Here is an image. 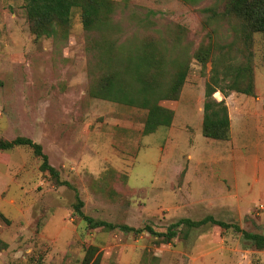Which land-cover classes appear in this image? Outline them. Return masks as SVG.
I'll use <instances>...</instances> for the list:
<instances>
[{
	"label": "rangeland",
	"instance_id": "374dc122",
	"mask_svg": "<svg viewBox=\"0 0 264 264\" xmlns=\"http://www.w3.org/2000/svg\"><path fill=\"white\" fill-rule=\"evenodd\" d=\"M126 1L140 14L154 11L157 29L179 26L180 49L206 55L204 62L193 55L178 100L160 102L174 113L171 125L150 135H142L145 110L88 94L97 34L83 29L77 8L66 36L35 41L23 1L0 0V139L23 136L40 144L49 165L70 185H57L41 172V159L28 147L0 152V264H81L89 246L97 249L99 264H264V250L250 247L232 228L180 226L168 242L147 229L163 234L179 219L211 216L248 233L264 232V34L253 35L251 48L258 92L230 93L233 139L208 141L198 126L211 70L207 51L213 47L216 54L231 29L207 22L201 8L210 0L198 5ZM114 19L123 23L121 42L131 39L132 17ZM192 145L222 153L217 165L206 166L199 176L216 181L215 194L196 181L184 190L182 152ZM228 149L235 153L227 154ZM219 188L222 199L208 207ZM75 191L84 215L116 228H89L73 212ZM191 198L200 199L199 205L183 203Z\"/></svg>",
	"mask_w": 264,
	"mask_h": 264
},
{
	"label": "trees",
	"instance_id": "16d2710c",
	"mask_svg": "<svg viewBox=\"0 0 264 264\" xmlns=\"http://www.w3.org/2000/svg\"><path fill=\"white\" fill-rule=\"evenodd\" d=\"M29 31L35 41L41 38L66 36L73 8L79 10L80 22L84 30L96 33L91 46L95 56L88 66L90 74L88 94L93 98L107 100L146 111L142 135H150L160 127H169L174 113L160 105L161 101L178 100L189 63L193 58L204 62L206 55L188 54V49H180L183 34L180 27L172 29L170 25L157 29L153 19L156 14L147 10L144 14L128 6L126 0L121 3L113 0H22ZM183 3L198 5L208 0H180ZM211 5L201 8L207 22L226 24L231 30L229 41L218 44L217 53L213 47L210 55V75L204 85L202 105L201 134L214 141L230 140V120L225 98L230 93L253 97L254 72L252 67V44L254 34H264V0H210ZM208 14V15H207ZM120 15L132 17L136 29L131 39L121 42L119 35L122 21L114 18ZM117 33V37H111ZM235 59L236 63H232ZM224 84L223 87L219 84ZM220 93L221 100L214 98ZM24 146L32 150L34 156L41 159L40 171L46 172L60 186H68L61 181L58 171L48 163L42 146L23 136L13 140L0 139V152H9L15 147ZM103 187V185H102ZM76 204L74 214L89 228L111 230L116 226L105 221L94 220L81 211L83 202L75 191ZM207 224L223 229L232 228L240 233L249 246L255 250H264V232L248 233L236 224H228L207 216L199 221L187 218L179 219L167 229L166 233L149 232L170 241L176 236V229H198ZM122 231L138 233L139 230L128 226H118ZM100 256L95 247L89 246L81 264H99ZM114 264V263H108Z\"/></svg>",
	"mask_w": 264,
	"mask_h": 264
},
{
	"label": "crops",
	"instance_id": "0c3cea01",
	"mask_svg": "<svg viewBox=\"0 0 264 264\" xmlns=\"http://www.w3.org/2000/svg\"><path fill=\"white\" fill-rule=\"evenodd\" d=\"M255 90L257 93L258 90L256 87H255ZM215 94L219 95L220 93H215ZM232 94H229L224 99L226 106H227V109H228V116H229V120H230V139H233L232 118L230 115V107H229V103H231L230 100L232 99L230 97H233V95H234V94L233 95ZM230 95H232V96H230ZM221 99H222V96H221V98H219V100H221ZM201 122H202V115L200 114L199 119H198V123H199L198 126L200 128L199 133H201ZM208 141H214V140H208ZM212 143H214V142H212ZM190 147H192V149H190L189 151L183 150V152H182V157H183L182 159L185 162V166H184V168H182V171L184 170V174H183V178H182L184 190H186V188L191 183V181H196L200 185L206 186L208 188L207 191H209L211 194H215V191L218 190V184L216 183V181L214 179L208 180L206 178H201L199 176L202 174V172L204 171L206 166L211 167L213 165L214 166L217 165V163L220 161L219 155L222 154L220 152V149L214 148V147H206V148L202 149V148H197L196 146H193V145ZM172 151H176V150L172 149ZM226 151H227V154H231V153L234 154L235 153V150H231V149H228ZM170 154H174V152H172ZM252 165L254 166L253 161H252ZM230 170H231V168H230ZM262 176H264V175H262ZM233 183H236V179L234 180ZM235 188H236V186H235ZM259 188L263 189V186H261L259 184L258 189ZM189 195H190V193H188V196ZM260 195L264 196V192H260ZM213 196H216V198L210 200L209 204L207 205L208 207H209L211 202H216L218 200V198L222 199V189L219 188L218 195H213ZM183 203L190 205L191 207H193V206L195 207L196 205H199L200 199L199 200H196L194 198H191L189 200L186 199L185 202H183ZM173 204H175V202ZM176 205L177 204H175L173 206V208H176Z\"/></svg>",
	"mask_w": 264,
	"mask_h": 264
},
{
	"label": "built area",
	"instance_id": "2783aa9c",
	"mask_svg": "<svg viewBox=\"0 0 264 264\" xmlns=\"http://www.w3.org/2000/svg\"><path fill=\"white\" fill-rule=\"evenodd\" d=\"M258 208H259V209H263V206L261 205V206H259Z\"/></svg>",
	"mask_w": 264,
	"mask_h": 264
}]
</instances>
